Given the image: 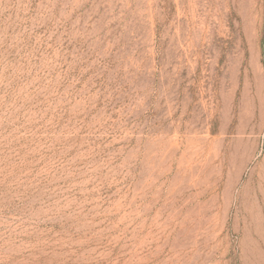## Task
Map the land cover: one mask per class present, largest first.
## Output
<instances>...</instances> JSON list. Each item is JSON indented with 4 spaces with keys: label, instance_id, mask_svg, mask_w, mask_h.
<instances>
[{
    "label": "rangeland",
    "instance_id": "obj_1",
    "mask_svg": "<svg viewBox=\"0 0 264 264\" xmlns=\"http://www.w3.org/2000/svg\"><path fill=\"white\" fill-rule=\"evenodd\" d=\"M0 264H264V0H0Z\"/></svg>",
    "mask_w": 264,
    "mask_h": 264
}]
</instances>
